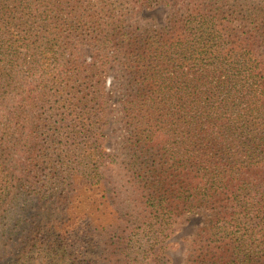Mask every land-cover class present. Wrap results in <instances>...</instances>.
<instances>
[{
    "label": "trees",
    "instance_id": "16d2710c",
    "mask_svg": "<svg viewBox=\"0 0 264 264\" xmlns=\"http://www.w3.org/2000/svg\"><path fill=\"white\" fill-rule=\"evenodd\" d=\"M126 1L0 0V264H264V0Z\"/></svg>",
    "mask_w": 264,
    "mask_h": 264
},
{
    "label": "rangeland",
    "instance_id": "374dc122",
    "mask_svg": "<svg viewBox=\"0 0 264 264\" xmlns=\"http://www.w3.org/2000/svg\"><path fill=\"white\" fill-rule=\"evenodd\" d=\"M103 1V0H101ZM133 0L126 1L125 13L128 14L130 22L133 25H138L147 28H153V30L161 29L164 27L170 18V15L175 12L173 8V1L167 0V4L164 6H157L153 9H145V7L138 10L139 6L135 5ZM90 55V53L88 54ZM83 56L82 53L80 55ZM84 59V57H83ZM86 59V57H85ZM117 68V67H116ZM116 71L120 70L117 68ZM118 73V72H113ZM109 74L107 76V81L109 83L113 82V78L118 74ZM121 75V74H120ZM114 84V94L116 97L119 95V89L117 88L118 82ZM114 122V120H113ZM115 131V132H114ZM108 137L106 145L109 149L119 151L122 147L121 142H123L124 133L121 129L114 125L113 130L108 131ZM114 152V153H115ZM212 217L210 213L204 212L199 214H194L185 217L180 220L173 228V235L168 240L167 248V264H185L188 255V247L190 241L198 233V231L205 225V223Z\"/></svg>",
    "mask_w": 264,
    "mask_h": 264
}]
</instances>
